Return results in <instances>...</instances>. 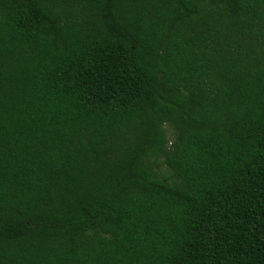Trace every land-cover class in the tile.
Returning <instances> with one entry per match:
<instances>
[{"label":"trees","instance_id":"obj_1","mask_svg":"<svg viewBox=\"0 0 264 264\" xmlns=\"http://www.w3.org/2000/svg\"><path fill=\"white\" fill-rule=\"evenodd\" d=\"M0 264H264V0H0Z\"/></svg>","mask_w":264,"mask_h":264}]
</instances>
